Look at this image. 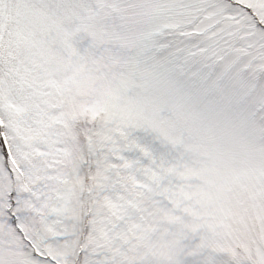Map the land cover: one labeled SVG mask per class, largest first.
Masks as SVG:
<instances>
[{
  "label": "snow or ice",
  "instance_id": "snow-or-ice-1",
  "mask_svg": "<svg viewBox=\"0 0 264 264\" xmlns=\"http://www.w3.org/2000/svg\"><path fill=\"white\" fill-rule=\"evenodd\" d=\"M0 264H264V0H0Z\"/></svg>",
  "mask_w": 264,
  "mask_h": 264
}]
</instances>
